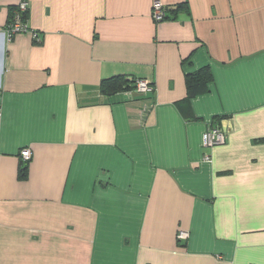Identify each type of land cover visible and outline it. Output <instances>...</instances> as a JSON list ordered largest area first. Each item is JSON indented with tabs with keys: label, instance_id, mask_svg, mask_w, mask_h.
Returning a JSON list of instances; mask_svg holds the SVG:
<instances>
[{
	"label": "crops",
	"instance_id": "1",
	"mask_svg": "<svg viewBox=\"0 0 264 264\" xmlns=\"http://www.w3.org/2000/svg\"><path fill=\"white\" fill-rule=\"evenodd\" d=\"M0 264H264V0H0Z\"/></svg>",
	"mask_w": 264,
	"mask_h": 264
},
{
	"label": "built area",
	"instance_id": "2",
	"mask_svg": "<svg viewBox=\"0 0 264 264\" xmlns=\"http://www.w3.org/2000/svg\"><path fill=\"white\" fill-rule=\"evenodd\" d=\"M28 11V3L23 1L15 11L13 21L7 29V36L9 40L13 39L18 34H31L35 41H39L40 34L34 30H31L25 20V15ZM152 18L156 23H160L166 20L167 11L165 6L160 1H155L152 10ZM136 89L143 93H152L155 88L145 79L138 80ZM227 138V129L222 127H211L203 134V147L205 149H211L215 146L224 145ZM21 158L24 162H28L32 158V152L29 148L22 150ZM206 161H211V157L208 155L205 157ZM189 237V233L180 232L178 234L179 240H185Z\"/></svg>",
	"mask_w": 264,
	"mask_h": 264
},
{
	"label": "trees",
	"instance_id": "3",
	"mask_svg": "<svg viewBox=\"0 0 264 264\" xmlns=\"http://www.w3.org/2000/svg\"><path fill=\"white\" fill-rule=\"evenodd\" d=\"M140 79H133L132 83L135 84L133 88H136V84ZM213 81L212 74L208 68H204L194 73L193 75H188L187 77V88H188V98L193 97L200 91H206L208 85ZM131 89L129 81L123 77H113L108 80H105L101 85V91L103 94H114L124 90ZM185 99L182 105L187 107L189 99ZM26 168H23L21 175H26Z\"/></svg>",
	"mask_w": 264,
	"mask_h": 264
}]
</instances>
